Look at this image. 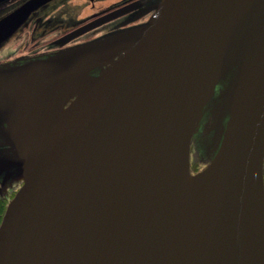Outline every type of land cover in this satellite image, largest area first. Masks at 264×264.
<instances>
[{"label":"water","instance_id":"95a60500","mask_svg":"<svg viewBox=\"0 0 264 264\" xmlns=\"http://www.w3.org/2000/svg\"><path fill=\"white\" fill-rule=\"evenodd\" d=\"M47 1L0 15V44ZM151 9L0 62V179L21 182L0 264H264V0ZM199 129L210 160L192 173Z\"/></svg>","mask_w":264,"mask_h":264},{"label":"flooded vegetation","instance_id":"af4514ba","mask_svg":"<svg viewBox=\"0 0 264 264\" xmlns=\"http://www.w3.org/2000/svg\"><path fill=\"white\" fill-rule=\"evenodd\" d=\"M22 1L23 0H18L17 2L12 4V6L18 5ZM156 1L158 0H77V1L76 0H49L43 5L50 3V2H55L56 4L55 6H53L54 9L62 7V9L66 10L67 12L68 11L72 12L74 17L82 18V20L74 23L72 26L63 30L62 32H59L54 37L40 41L41 43L35 45L33 48H25V47L16 48L13 52L8 53V54H4L2 51H0V62L13 59L19 56L34 55V54H38L42 52L56 50L60 47H65L67 45H71L77 42L92 39L94 37H97L109 31L144 23L153 11L152 9L149 10V8L152 7ZM8 2L9 1L3 0L0 2V5L7 4ZM80 2H82V4L85 5V7L89 9L87 13L81 16L79 14L78 15L75 14L71 10L72 5L80 3ZM119 7L126 8V10L128 11L112 19H109L108 21L101 23L100 25H97L91 29L84 31L83 33L69 39L64 44H59V38L62 37L67 32H70L74 28L79 27L80 25L90 21L91 19L98 17L99 15H102L104 13H107ZM56 10H54L53 13ZM69 14L71 15V13ZM18 30L19 29H17L8 38V41L14 34H16ZM4 44H5V41L2 44H0V48H2ZM209 125H210V122H208L206 127L208 128ZM199 133H200V129L193 135L191 143H190L189 168L192 173L197 172L201 170L202 168H204L206 165H208V162L210 160L209 158L210 152H206L205 149L202 147V144L203 142H205V139L204 140L201 139L199 137ZM261 175H262L263 189H264V158H263L262 166H261ZM20 185H21V182L19 181L9 182L7 180L0 179V222H1L3 213L5 211L8 201L15 194L16 190L18 189Z\"/></svg>","mask_w":264,"mask_h":264},{"label":"rangeland","instance_id":"374dc122","mask_svg":"<svg viewBox=\"0 0 264 264\" xmlns=\"http://www.w3.org/2000/svg\"><path fill=\"white\" fill-rule=\"evenodd\" d=\"M7 4L0 5V14L11 9L12 4L18 0H6ZM77 1V0H76ZM55 2L47 3L34 11L22 24L19 30L0 48L4 54L13 52L16 48H33L42 40L54 37L59 32L69 28L74 23L81 21L72 12L60 8L54 9ZM56 10L54 13L53 11ZM71 10L80 16L87 13L89 9L82 2L72 5ZM71 13V15L69 14ZM8 41V42H7Z\"/></svg>","mask_w":264,"mask_h":264}]
</instances>
